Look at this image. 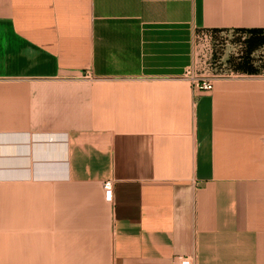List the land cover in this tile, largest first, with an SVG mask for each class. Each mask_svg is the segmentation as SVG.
<instances>
[{
	"label": "crops",
	"instance_id": "obj_1",
	"mask_svg": "<svg viewBox=\"0 0 264 264\" xmlns=\"http://www.w3.org/2000/svg\"><path fill=\"white\" fill-rule=\"evenodd\" d=\"M179 257L264 264V0H0V264Z\"/></svg>",
	"mask_w": 264,
	"mask_h": 264
},
{
	"label": "built area",
	"instance_id": "obj_2",
	"mask_svg": "<svg viewBox=\"0 0 264 264\" xmlns=\"http://www.w3.org/2000/svg\"><path fill=\"white\" fill-rule=\"evenodd\" d=\"M197 58L195 57V62L193 65L187 70L186 78L192 82L195 89L200 93L210 92L213 90L214 80L218 78L217 75H206L200 74L198 72V63L196 62ZM104 190L107 200L112 201L114 184L112 180L106 181L104 183ZM178 262L180 264H191L187 259L183 257H179Z\"/></svg>",
	"mask_w": 264,
	"mask_h": 264
},
{
	"label": "rangeland",
	"instance_id": "obj_3",
	"mask_svg": "<svg viewBox=\"0 0 264 264\" xmlns=\"http://www.w3.org/2000/svg\"><path fill=\"white\" fill-rule=\"evenodd\" d=\"M256 56H259V57H260V54H256ZM259 57H258V59H257L258 61H260V60H261V58H259Z\"/></svg>",
	"mask_w": 264,
	"mask_h": 264
}]
</instances>
